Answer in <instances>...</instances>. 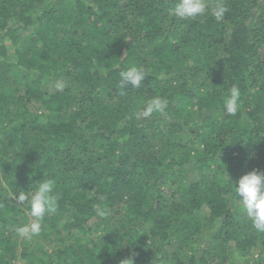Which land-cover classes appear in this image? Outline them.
<instances>
[{"label":"trees","instance_id":"trees-1","mask_svg":"<svg viewBox=\"0 0 264 264\" xmlns=\"http://www.w3.org/2000/svg\"><path fill=\"white\" fill-rule=\"evenodd\" d=\"M176 2L0 0V264H264L232 184L264 172V0ZM133 65L150 74L121 95ZM153 97L165 112L137 119ZM40 178L57 210L21 236Z\"/></svg>","mask_w":264,"mask_h":264},{"label":"clouds","instance_id":"clouds-1","mask_svg":"<svg viewBox=\"0 0 264 264\" xmlns=\"http://www.w3.org/2000/svg\"><path fill=\"white\" fill-rule=\"evenodd\" d=\"M209 11L206 0H177L172 14L180 19H192L204 15ZM226 7L222 3H217L211 8L212 15L217 21L222 20ZM150 73L133 65L120 73L119 88L120 94L124 95V89L129 85L139 88L144 82L146 76ZM65 84L62 81L55 82V89L63 90ZM241 91L239 87L232 86L223 98V106L226 114L235 116L241 107ZM168 101L162 97H153L150 99L142 111L137 113V119L149 118L154 114H163L167 109ZM229 178V176H228ZM31 180V174L29 176ZM230 180V179H229ZM231 181V180H230ZM32 193H18L15 199L19 203L30 204V214L34 217V221L30 225H26L17 229L21 236L31 237L41 232L42 221L48 214L55 213L57 210V196L54 195L55 181L52 179L40 178ZM232 182V181H231ZM234 191L239 197L243 211L252 220L253 227L264 232V172L253 169L241 175L235 184L232 182ZM97 214L101 217L107 213L103 209H97ZM136 253L125 257L119 261V264H135Z\"/></svg>","mask_w":264,"mask_h":264},{"label":"rangeland","instance_id":"rangeland-1","mask_svg":"<svg viewBox=\"0 0 264 264\" xmlns=\"http://www.w3.org/2000/svg\"><path fill=\"white\" fill-rule=\"evenodd\" d=\"M49 88H50V89H52V88H53L51 84L49 85Z\"/></svg>","mask_w":264,"mask_h":264}]
</instances>
